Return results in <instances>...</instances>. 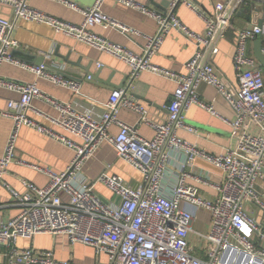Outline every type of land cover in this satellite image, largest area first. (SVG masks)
<instances>
[{"label": "built area", "instance_id": "1", "mask_svg": "<svg viewBox=\"0 0 264 264\" xmlns=\"http://www.w3.org/2000/svg\"><path fill=\"white\" fill-rule=\"evenodd\" d=\"M55 1L80 12L82 22L73 23L50 15L31 6L28 0H0V5L10 8L14 15L13 18L0 15V64L16 65L57 86L71 89L75 95H83L78 81L49 70L45 62L33 64L14 56L12 51L19 47V41L12 36V31L22 19L45 23L57 33L124 61L130 66L132 79L142 71H149L175 81L177 87L167 106L166 121L151 119L147 107L128 96L124 88L114 89L109 100L101 103L104 112L101 119H96L79 111L71 102L42 91L36 82L0 77V87L20 95L17 100H9L5 109H0V117L13 121L0 157V182L17 158V140L22 127H30L74 152L62 172L16 159L18 164L45 174L48 182L38 186L23 180V192L9 187L13 202L20 209L15 217L0 223V245L9 247L6 253L9 264H76L57 259L51 250L18 245L20 239H33L38 234H64L73 244L92 247L97 258L105 255V264H264V69L249 51L251 41L258 37L264 39V25L252 24L238 32L233 56L238 81L236 93L228 90L214 66L218 41L226 35L237 9L250 1L264 4V0H237L229 18L226 16L232 0L217 2L213 14L202 10L194 0H171L166 12L137 0H114L154 18L158 23L155 35L131 29L107 14L103 10L106 0H96L89 7L69 0ZM179 3L204 20V32L194 31L179 18L175 13ZM97 25L143 36L146 39L143 52L137 53L97 34L93 30ZM173 30L196 45L195 53L185 63V73L153 62V56ZM202 82L215 87L228 101L235 113L233 120L222 117L213 101L200 97L198 89ZM35 100L48 104L56 114L37 107ZM194 104L229 124L235 139L232 148L214 154L178 136L177 130L181 128L195 132L182 114ZM122 108L137 113L138 123L152 127L154 136L147 138L137 125L122 120L119 116ZM112 126L118 127L116 134L111 133ZM104 142L114 147L119 159L142 174V182L132 185L124 177L107 172L94 182L86 176L85 165ZM175 151L186 156L181 171L197 158L223 171L222 182L205 180L217 190L216 198L205 197L189 184L185 172L179 175L170 188L171 194L167 195L164 183ZM97 184L109 189L113 197L107 199L99 194L94 188ZM190 207L209 214L207 231L195 227L196 216Z\"/></svg>", "mask_w": 264, "mask_h": 264}, {"label": "crops", "instance_id": "2", "mask_svg": "<svg viewBox=\"0 0 264 264\" xmlns=\"http://www.w3.org/2000/svg\"><path fill=\"white\" fill-rule=\"evenodd\" d=\"M70 1L81 7H89L96 0ZM137 1L163 12L168 11L170 7L166 3L167 0H156L160 5L164 2L163 7L154 6L149 0ZM219 1L194 0L202 10L209 14L215 12V5ZM28 2L37 9L73 23H81L83 20L80 12L59 1L28 0ZM254 4L260 9L259 12L253 11L251 19L247 20L243 17V11L238 13L240 8L237 9L228 32L219 39L217 44L219 50L214 57V66L232 93H236L238 90L233 63L238 32L252 24H258L259 19L264 15L262 12L264 4L258 2ZM103 10L122 24L143 34L155 35L158 31V23L154 18L122 3L106 0ZM175 13L189 28L197 32H204V20L185 4L179 3L175 8ZM0 15L14 17L11 9L2 5H0ZM93 30L137 53H142L146 44V39L143 36L121 29L97 25L93 27ZM12 36L19 41V47L12 51L14 56L33 64L45 62L49 70L78 81L81 84L83 95H75L71 89L57 86L48 80L37 77L31 71L10 63L0 64V77L36 82L42 91L62 101L71 102L79 111L91 114L96 119H101L104 112L101 103L109 100L114 89L124 88L128 96L147 107L151 119L161 122L167 120L169 114L167 106L173 99L177 87L175 81L149 71H142L135 79H132L130 66L124 61L75 38L57 33L45 23L20 19L12 31ZM195 50V43L182 33L173 30L166 37L159 52L153 56V62L164 68L185 73V63L192 57ZM249 51L254 56V40L249 44ZM98 63H101L102 66H98ZM89 75L92 76L91 79L88 78ZM198 91L202 99L214 102L215 108L222 117L230 120L235 118L232 107L215 87L202 82ZM19 96L14 91L0 87V109H5L9 100H17ZM34 104L49 113L56 114V110L43 101L35 100ZM182 114L185 116L186 122L195 128V132L178 129L177 134L180 138L214 154L224 153L234 146L235 139L231 135L230 126L220 117L214 116L197 104H194L188 111H183ZM119 116L125 122L137 125L143 136L147 138L154 136L155 131L152 127L138 123L139 115L137 113L122 108ZM12 126V119L0 117V157L4 154ZM110 131L116 134L118 127L112 126ZM73 156L72 149L30 127H22L19 132L17 158L62 172L70 164ZM16 159L10 163L0 182V223L15 217L20 211L13 202L9 187L23 192L25 189L23 180H28L38 186H44L48 182V177L45 174L18 164ZM182 162H186V156L181 152H173L164 183L167 195L171 194L170 188L179 175L185 172L189 184L197 187L205 197L216 198L217 190L207 184L205 180L209 183H220L224 179L223 171L202 158H197L194 163L187 165L184 171H181ZM84 172L92 182L104 172L120 175L132 185H137L143 180V176L138 170L118 158L114 147L108 142H104L98 148L85 165ZM94 188L107 199L113 197L111 191L103 185L98 184ZM190 208L196 216L195 227L207 231L210 227L209 214L195 207ZM18 245L20 248L51 250L57 259L70 260L76 264H105L107 261L105 255L97 258L92 247L79 243L73 244L64 234H38L33 239H20ZM8 251L9 247L0 245V264H9L6 257Z\"/></svg>", "mask_w": 264, "mask_h": 264}, {"label": "water", "instance_id": "3", "mask_svg": "<svg viewBox=\"0 0 264 264\" xmlns=\"http://www.w3.org/2000/svg\"><path fill=\"white\" fill-rule=\"evenodd\" d=\"M70 1V0H69ZM149 2L154 5V6H158V7H163L165 5V3L163 2V4H159L156 0H149ZM167 4L170 3V0H167L166 1ZM237 3V0H232L231 3H230V8L228 9L227 11V16L226 18H229L230 14L232 13L235 5ZM259 8L255 7L254 5V11L256 12H259ZM241 11H244L243 8H240L237 12L240 13ZM263 14H264V8L262 10ZM258 24L260 26H263L264 25V15L263 17H261L259 19V22ZM222 28V26H221ZM221 30V29H220ZM219 30V32H220ZM264 41H263V38L262 37H258L254 40V57L259 61V63L261 64V66L263 67L264 69ZM116 89H119V88H116Z\"/></svg>", "mask_w": 264, "mask_h": 264}, {"label": "trees", "instance_id": "4", "mask_svg": "<svg viewBox=\"0 0 264 264\" xmlns=\"http://www.w3.org/2000/svg\"><path fill=\"white\" fill-rule=\"evenodd\" d=\"M240 8L244 9V11L242 13L243 17L245 19H247V20H250L251 19V15L253 14V11H254V4L250 1L247 4H243ZM233 19H234V16L232 18V21H233Z\"/></svg>", "mask_w": 264, "mask_h": 264}, {"label": "rangeland", "instance_id": "5", "mask_svg": "<svg viewBox=\"0 0 264 264\" xmlns=\"http://www.w3.org/2000/svg\"><path fill=\"white\" fill-rule=\"evenodd\" d=\"M98 185V184H97Z\"/></svg>", "mask_w": 264, "mask_h": 264}]
</instances>
